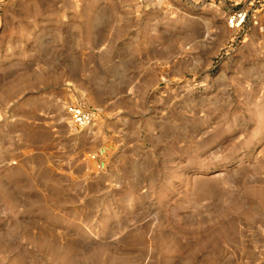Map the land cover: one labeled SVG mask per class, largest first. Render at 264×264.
I'll use <instances>...</instances> for the list:
<instances>
[{
	"label": "rangeland",
	"instance_id": "374dc122",
	"mask_svg": "<svg viewBox=\"0 0 264 264\" xmlns=\"http://www.w3.org/2000/svg\"><path fill=\"white\" fill-rule=\"evenodd\" d=\"M257 23L211 0H0V264H264Z\"/></svg>",
	"mask_w": 264,
	"mask_h": 264
},
{
	"label": "built area",
	"instance_id": "2783aa9c",
	"mask_svg": "<svg viewBox=\"0 0 264 264\" xmlns=\"http://www.w3.org/2000/svg\"><path fill=\"white\" fill-rule=\"evenodd\" d=\"M141 4L162 5L165 0H137ZM224 9L225 22L228 28L240 30L249 24L257 25V17L264 11V2L256 0H211ZM68 113L77 126H90L95 121V115L84 106L73 103L68 107Z\"/></svg>",
	"mask_w": 264,
	"mask_h": 264
}]
</instances>
